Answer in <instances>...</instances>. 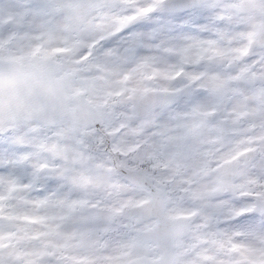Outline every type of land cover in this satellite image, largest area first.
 Instances as JSON below:
<instances>
[{
	"label": "snow or ice",
	"instance_id": "6c2138e0",
	"mask_svg": "<svg viewBox=\"0 0 264 264\" xmlns=\"http://www.w3.org/2000/svg\"><path fill=\"white\" fill-rule=\"evenodd\" d=\"M0 264H264V0H0Z\"/></svg>",
	"mask_w": 264,
	"mask_h": 264
}]
</instances>
